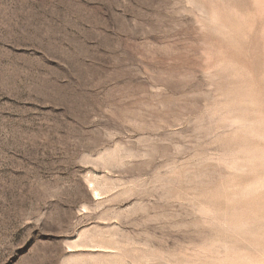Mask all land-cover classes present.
Returning a JSON list of instances; mask_svg holds the SVG:
<instances>
[{"label": "rangeland", "instance_id": "obj_1", "mask_svg": "<svg viewBox=\"0 0 264 264\" xmlns=\"http://www.w3.org/2000/svg\"><path fill=\"white\" fill-rule=\"evenodd\" d=\"M0 264H264V0H0Z\"/></svg>", "mask_w": 264, "mask_h": 264}]
</instances>
